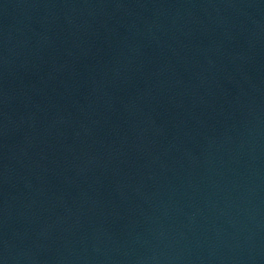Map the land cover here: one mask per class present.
Wrapping results in <instances>:
<instances>
[{"label": "water", "instance_id": "95a60500", "mask_svg": "<svg viewBox=\"0 0 264 264\" xmlns=\"http://www.w3.org/2000/svg\"><path fill=\"white\" fill-rule=\"evenodd\" d=\"M0 264H264V0H0Z\"/></svg>", "mask_w": 264, "mask_h": 264}]
</instances>
